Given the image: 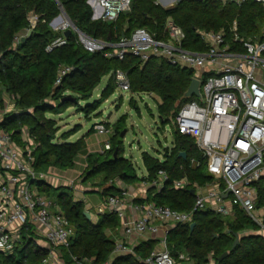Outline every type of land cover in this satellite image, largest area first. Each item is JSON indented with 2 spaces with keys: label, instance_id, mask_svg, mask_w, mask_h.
I'll list each match as a JSON object with an SVG mask.
<instances>
[{
  "label": "trees",
  "instance_id": "1",
  "mask_svg": "<svg viewBox=\"0 0 264 264\" xmlns=\"http://www.w3.org/2000/svg\"><path fill=\"white\" fill-rule=\"evenodd\" d=\"M59 2L80 30L96 38L107 39L110 36L111 40H116L121 35H129L136 27H143L160 36L166 20L171 18L184 30V46L191 50L205 49L199 33L201 30L223 29L229 36V28L237 20L239 36L249 38L259 34L264 25V8L254 0H245L241 4L219 0H178L171 7H163L156 0H132L131 10L121 13L115 21L91 19V9L86 0ZM31 10L39 15L33 31L25 40L20 39L15 44V35L31 27L28 19ZM59 11L55 0H0V87L2 92L12 96L15 104V109L5 114L0 125L11 131L13 139L18 142L21 141V128L27 127L37 142L33 164L38 170H47L50 166H73L85 146L84 137L74 141L67 139L75 131H63V141H55L56 122L46 117L44 112H62L65 107L86 102L102 77L108 76L101 96L86 102L81 110L89 112L96 109L113 93L116 87L114 70L117 68L126 72L133 95L146 92L160 98L157 111L162 124L172 119L181 103L192 98H182V95L190 84L193 70L170 64L163 57L153 56L144 62L132 55H126L122 60L106 57L102 51L84 49L76 41L74 32L68 35L65 44L47 51L46 45L60 35L49 25ZM61 65L72 69L56 84ZM67 94L71 97L66 98ZM133 95L129 98L131 103H135ZM121 121H125V115L115 122L108 149L87 154L84 171L86 176L102 175L101 184L104 187L101 193L104 197L121 191L116 181L129 182L137 178L132 161L123 156L120 133L124 124ZM90 130H94L92 126ZM181 151L186 152L185 158L180 156ZM191 156H199L193 139L182 135L175 127L172 146L165 147L162 158L142 152L141 158L148 173L143 179L152 180L160 168L166 170L169 176L167 185L148 196L146 201L165 204L179 211L192 209L195 195L190 192L191 186L168 188L173 179L182 176H186L191 183L203 184L210 180L211 176L203 166L189 165ZM108 181L110 183L107 184ZM38 182L40 190L46 191L47 185H50L42 180ZM256 185L258 204L264 206V176ZM68 194L63 191L58 194L74 229L68 249H62L66 264L71 262L70 254L89 256L95 264H101L115 248L116 240L109 232L116 231L120 220L115 213L106 211L93 222L84 214V202L74 201ZM193 221V228L189 224H177L169 229L167 243L173 255L186 252L194 264H202L209 259L215 260L216 264H264V236L258 232V225L240 208L235 207L232 215L199 209L195 211ZM235 232L240 235L239 243L218 262V256L231 249ZM27 233L13 253H0V264H43L47 249L36 244L32 231ZM151 242H141L135 248L139 258L133 254H121L113 260V264H144L141 258L152 251Z\"/></svg>",
  "mask_w": 264,
  "mask_h": 264
},
{
  "label": "built area",
  "instance_id": "2",
  "mask_svg": "<svg viewBox=\"0 0 264 264\" xmlns=\"http://www.w3.org/2000/svg\"><path fill=\"white\" fill-rule=\"evenodd\" d=\"M59 14L49 21L54 32L60 33L49 42L47 51L67 42L64 32L71 29L76 41L87 51H102L106 57L119 60L126 55L147 61L163 57L170 64L186 66L199 79L200 96L181 103L172 115L174 127L182 135L193 139L199 156L189 157L191 167L203 166L211 178L203 184L190 182L186 176L175 178L168 188L191 186L195 201L192 209L179 211L154 201H135V195L119 181L121 191L105 196L97 206V214L115 213L119 220L121 238L115 241L111 255L101 264H113L121 254H135L136 242L146 233L161 232L159 246L141 258L144 264H181L190 261L186 252L173 255L168 247L167 233L177 224L193 222L195 211L210 209L222 215L243 210L264 236V206L258 204L257 181L264 176V25L260 33L249 38L238 34L237 20L229 28L230 35L221 30L199 31L205 44L203 50L184 46V30L171 18L157 36L143 27L134 28L129 35L116 40L96 38L80 30L67 15L59 0H55ZM241 4L245 0H219ZM264 8V0H254ZM91 19L115 21L121 13L131 10L132 0H86ZM39 15L28 13L31 27L14 37L16 44L22 35L35 25ZM44 20V19H43ZM71 67L58 68L55 83L71 71ZM114 80L123 90L129 91L130 82L125 71L114 70ZM0 87V100L2 91ZM133 95V94H132ZM7 108V107H6ZM0 107V124L10 110ZM95 132L111 135L113 127L100 120L92 125ZM21 141L0 125V253L11 254L22 244L24 234L32 231L35 242L47 249L43 264H66L62 249L69 246L74 232L66 214L42 193L39 180L51 184L58 178L47 170L34 166L33 151L37 142L27 127L21 128ZM110 147L103 142V150ZM169 179L160 168L150 184L160 191ZM226 194V196H224ZM98 219V218H97ZM71 256L69 264H95L89 256Z\"/></svg>",
  "mask_w": 264,
  "mask_h": 264
},
{
  "label": "rangeland",
  "instance_id": "3",
  "mask_svg": "<svg viewBox=\"0 0 264 264\" xmlns=\"http://www.w3.org/2000/svg\"><path fill=\"white\" fill-rule=\"evenodd\" d=\"M262 29V27H261ZM260 29V30H261ZM108 76L102 77L99 84L93 90L92 96L86 102L97 100L101 96V90L107 82ZM132 94L123 90L116 85L113 93L107 99L102 101L94 110L86 112L83 109L86 102L80 101L81 104L65 107L61 112L45 111L44 115L55 120L58 130L55 133V141H63L61 133L63 131L74 133L68 136V140L74 141L84 137L85 146L75 159L73 166L62 168L58 166H50L47 170L48 174L58 178V182L54 181L47 185L45 193L49 200L58 205V209L65 211L66 208L58 199L60 192H68L74 201L80 200L84 203L86 210L87 204L90 205L92 213V221H97V206L102 202V196L97 191H85L86 187H93L98 184L99 189H103L102 175H89L84 171L87 164V154L103 151V142L109 140V134H100L94 130H90L93 123L106 120L113 129L115 122L125 115L124 124L125 133L123 138V156L129 158L135 167L138 176L146 172L141 154L148 152L153 156H161L165 147L171 145L173 138L174 123L169 119L166 123H161L157 111V103L160 98L153 93H135L133 98L135 103L129 102ZM135 104V105H134ZM0 107L6 110H14V99L6 92H2ZM85 177V178H84ZM88 178V179H87ZM87 179V180H86ZM107 184L110 181L106 182ZM39 182L34 183V187ZM43 184V183H42ZM47 184V183H45ZM43 188V185H42ZM84 191V192H83ZM120 239V237H117ZM207 264H212L209 260Z\"/></svg>",
  "mask_w": 264,
  "mask_h": 264
},
{
  "label": "crops",
  "instance_id": "4",
  "mask_svg": "<svg viewBox=\"0 0 264 264\" xmlns=\"http://www.w3.org/2000/svg\"><path fill=\"white\" fill-rule=\"evenodd\" d=\"M156 2L157 3H159L160 5H162L163 7H171V6H173L176 2H177V0H156ZM33 11V10H32ZM33 12H35V11H33ZM36 13V12H35ZM108 79V78H107ZM105 86V85H104ZM62 113V112H61ZM20 138H21V134H20ZM172 146V140H171V145L170 146H167V147H171ZM159 158H162V154H161V156H158ZM148 175V173H147V170H146V172L144 173V174H142V175H140V176H138L137 175V178L136 179H134V180H132V181H129V182H123L122 180H118L119 181V183H121V185L123 186V187H126L129 191H131L136 197H135V200L136 199H143L142 201H146L147 200V197L148 196H151V195H153L154 194V192L155 191H158V188L157 187H155V186H153V185H151L150 184V182H149V180L148 179H143L142 177H146ZM118 181H116V183L118 182ZM117 186H119L118 184H117ZM83 190H87V191H97L98 193H100L101 195H102V189H99L98 188V186H93V187H86L85 189H83ZM84 192V191H83ZM102 198H104V196H102ZM103 200V199H102ZM86 210L87 211H89L90 212V214H91V219H92V213H91V211H90V205L89 204H87V206H86ZM98 217H99V215H98ZM97 217V218H98ZM97 220V219H96ZM111 235H113V237L115 238V240H117L118 238H116L117 237V235H118V237H120L121 238V231H120V229H118V227H117V229H116V231H111L110 230V232H109ZM160 235H161V232H159V233H156V234H149V233H146L145 235H143V237L142 238H140L136 243V245H135V247H134V250H135V248L141 243V242H144V241H148V240H151L152 242V250L153 249H156L158 246H159V237H160ZM135 254L136 255H138L137 253H136V250H135ZM209 260H212V264H216V262H215V260H213V259H209ZM208 260V261H209ZM181 264H194V262H193V259L191 258V260L188 262V261H181L180 262ZM202 264H207V262H205V263H202Z\"/></svg>",
  "mask_w": 264,
  "mask_h": 264
},
{
  "label": "water",
  "instance_id": "5",
  "mask_svg": "<svg viewBox=\"0 0 264 264\" xmlns=\"http://www.w3.org/2000/svg\"><path fill=\"white\" fill-rule=\"evenodd\" d=\"M178 1V0H177ZM201 1V0H200ZM33 31V28L29 29L27 31V34L26 35H22L21 36V40H25L30 34L31 32ZM71 33V29H67L64 34L66 36H68L69 34ZM107 39L109 40L110 39V36L107 37ZM193 95L195 96H200V91H199V79L192 76L191 77V80H190V84L188 86V88L186 89V91L184 92V94L182 95V98H189V97H192ZM66 98L68 97H71V94H67L65 96ZM124 133H125V129H123L120 133V137H123L124 136ZM116 154V153H115ZM180 156L182 157H186V152L185 151H181L180 153ZM190 192L193 193L194 192V189H190ZM226 196V194L224 195ZM84 214L85 216L88 218V219H91V214L89 211L85 210L84 211ZM195 225V222L193 221L192 223H190V228H193V226ZM239 239H240V235L239 233L235 232L234 233V241L232 243V246H231V249L228 250V251H225L223 252L220 256H218L217 258V261H221L224 257H226L230 251L234 250L235 247L237 246V244L239 243Z\"/></svg>",
  "mask_w": 264,
  "mask_h": 264
}]
</instances>
